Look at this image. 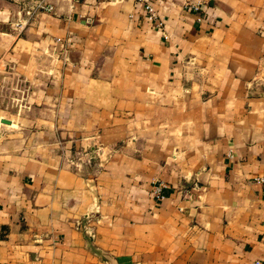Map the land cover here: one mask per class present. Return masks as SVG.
Masks as SVG:
<instances>
[{
	"label": "crops",
	"instance_id": "0c3cea01",
	"mask_svg": "<svg viewBox=\"0 0 264 264\" xmlns=\"http://www.w3.org/2000/svg\"><path fill=\"white\" fill-rule=\"evenodd\" d=\"M37 1L0 0V264H264V0H150L168 38Z\"/></svg>",
	"mask_w": 264,
	"mask_h": 264
},
{
	"label": "built area",
	"instance_id": "2783aa9c",
	"mask_svg": "<svg viewBox=\"0 0 264 264\" xmlns=\"http://www.w3.org/2000/svg\"><path fill=\"white\" fill-rule=\"evenodd\" d=\"M139 3H142L145 15L149 21L155 24L156 28L161 32L164 38H168V34L165 30V23L160 17L157 8L154 3L150 0H137ZM189 6L195 11H200L202 2L196 1L188 3ZM54 9L53 5L48 0H38L33 6L32 10L28 12L27 19L19 21L16 25L23 29L28 22L42 10L52 11ZM257 183L261 184L264 187V172L257 175L254 179ZM166 183L161 180H155L152 182V194L157 200H162L165 197ZM252 264H262L260 260L254 261Z\"/></svg>",
	"mask_w": 264,
	"mask_h": 264
},
{
	"label": "water",
	"instance_id": "95a60500",
	"mask_svg": "<svg viewBox=\"0 0 264 264\" xmlns=\"http://www.w3.org/2000/svg\"><path fill=\"white\" fill-rule=\"evenodd\" d=\"M3 122H5V123H10V121H9V120H6V119H4Z\"/></svg>",
	"mask_w": 264,
	"mask_h": 264
}]
</instances>
